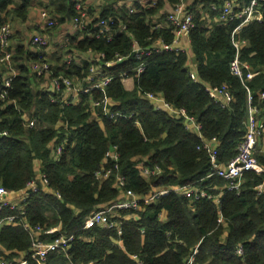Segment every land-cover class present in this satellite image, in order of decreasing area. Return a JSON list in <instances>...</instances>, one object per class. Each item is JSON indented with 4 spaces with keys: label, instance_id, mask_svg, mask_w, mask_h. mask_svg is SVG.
<instances>
[{
    "label": "trees",
    "instance_id": "1",
    "mask_svg": "<svg viewBox=\"0 0 264 264\" xmlns=\"http://www.w3.org/2000/svg\"><path fill=\"white\" fill-rule=\"evenodd\" d=\"M35 1L0 0L1 22L27 23ZM119 1L104 0L100 16H113L119 21L116 27L126 24L127 31L117 33L112 40L88 36L79 40L70 35L67 46L54 55L61 62L67 53L84 55L92 51L94 57L105 54L94 62L83 59V65L63 63L54 67L52 77L62 74L83 81L91 74L92 65L113 76L106 89L82 93L75 104L52 100L51 92L42 89L43 81L33 75L29 66L38 59L37 53L24 45L15 48L13 64L18 74L0 106V187L9 191L26 188L36 180L35 161H41L50 192H30L23 203L24 220L41 226L43 231L58 228L44 234L45 241L62 234L75 236L67 253L51 252L44 264H137L134 255L141 264H189L196 249L192 264H264V186L263 190L259 188L264 185V172H245L236 181L240 182L239 190L229 189V181L219 176L207 179L213 171V146L220 166L238 155L251 106L261 110V140L255 156L264 168V98L260 96L264 93V19L235 34L239 41H247L240 50L241 61L257 73L246 83L230 67L237 53L232 36L239 21L209 26L202 18V10L220 0L191 3L196 18L190 31V48L197 81L190 76L188 53L171 50L144 57L145 70L136 77L134 41L141 47L159 40L172 43L173 28H154L152 18L162 14L157 21L166 23L163 10L179 0H158L156 5L145 7L137 2L134 13H129L126 6L118 7ZM201 1L204 7L197 10ZM76 2L49 0L42 6L51 15L59 16L57 26L50 32L69 22L67 13L75 14ZM208 11V15L215 16L214 11ZM98 20L97 16L93 19V27ZM119 57L124 58L122 63L106 67L107 62ZM124 75L134 79L131 87L125 85ZM207 85H226L234 97L232 103L223 107ZM148 93L163 97L175 108H184L201 124V132L189 131L181 119L155 110L146 98ZM95 102L100 106L94 107ZM104 106L114 118L105 114ZM95 112L101 119L94 117ZM26 113L37 118L34 127L25 125ZM54 141L63 145L59 159L49 147ZM111 147L118 156L116 162L105 159ZM145 166H159L160 172L146 177ZM103 169L111 170V176L99 174ZM119 174L125 177V186L116 181ZM197 181H202L199 186L205 189L213 188L211 194L215 198L220 195V201L202 198L192 202L170 192L156 203H141L137 210L112 209L107 214L108 225L84 227L89 215L109 209L129 190L145 195L155 188L170 189ZM19 212V208L4 207L0 221ZM238 247L243 248L242 255L237 254ZM30 250L31 238L22 227L6 224L0 229V263L14 260L22 252L27 264H40Z\"/></svg>",
    "mask_w": 264,
    "mask_h": 264
},
{
    "label": "built area",
    "instance_id": "2",
    "mask_svg": "<svg viewBox=\"0 0 264 264\" xmlns=\"http://www.w3.org/2000/svg\"><path fill=\"white\" fill-rule=\"evenodd\" d=\"M137 2H140L141 5L145 7L151 4L156 5L158 0H120L117 6H126L129 10V13H134L136 11L135 4ZM240 2L241 0H220V3L211 2L207 9L214 11L216 14L214 17H211L209 15L206 16V22L209 26H212L215 22L226 24L232 21H239V25L233 31L232 36V41L235 45L237 53L235 58L231 62L230 67L232 72L238 75L242 79L243 83H246L257 73L252 72L251 66L249 64L241 61L240 50L247 44V41H239L235 37V34H237L244 26L252 22H262V20L264 19V0H251L250 3L244 5H242ZM191 3L192 0H179L178 3L172 6L170 4H167L165 9L163 10V14L166 18V23H159L157 21V18L160 19L162 14H159V16L152 18L154 28L165 26H171L173 28L174 38L172 43L166 44L164 40H159L151 46L141 47L137 41H134L132 54L133 57L138 60V65L135 68L136 77H139L145 70L146 61L144 57L150 56L155 52L171 50L177 52L186 51L188 53L190 76L193 80L197 81V76L195 73L196 65L193 61V58H191L189 55V48L191 43L190 31L195 26L196 18V13L190 8ZM203 7L204 3L201 1L198 4L197 10H202ZM74 10L75 14L72 17V30L70 31V33L76 35L79 40L84 39L86 36L96 38L103 37L107 40H112L117 33L119 34L120 32L127 31L126 24H121L119 28L116 27L119 21L113 16H97L99 20L93 27V18L91 17L89 7L87 6L85 0H77L74 6ZM2 18L3 14L0 12V67L3 69V71L1 70L2 79L0 82V106L2 105L3 101L8 98L9 88L12 86V82L15 76L18 74L17 68H15L13 65V51L10 49V40L13 35V28L10 23H2ZM202 18H204V16H202ZM33 19L36 27H38L41 32L33 31L31 33L30 42L32 46L35 47V53H37L38 59L31 61L29 66L33 75L41 80L42 77H52V68L50 63L46 60L45 53H49V49L52 47L50 38L48 37V32H50L55 26H57L59 16L55 17L51 15L46 9L39 8L37 16ZM103 57H105L104 53L96 54V56L94 57L93 52L90 51L88 52V54L85 53L84 55L67 53L64 56V59L69 64L73 62L79 65H83V59L94 62L100 60ZM123 61L124 58L119 57L117 60L109 61L105 65L107 68H109L114 63H122ZM245 70L248 71V74H246ZM90 71L91 74L87 77L86 80L83 81H75L74 79L67 76L52 77L49 83L46 82L43 85V88L46 91L51 92L52 100L59 99L60 102L62 101V104H75L71 99H68V95L70 93L74 92L81 95L82 93L91 94L93 91L99 89L104 90L113 79V76L108 74L105 69L102 70L100 68H96L94 65L91 66ZM128 80H132V83L134 82L133 78H129L124 75L123 81L125 85ZM129 87H131V85ZM207 90L223 107L230 105L234 99L232 93L229 91L226 85L222 87L207 85ZM260 96L261 99L264 98V93H262ZM146 98L149 100V102H151L155 110L164 111L171 117L181 119L185 127L189 131H194L197 133L201 132V124L196 120L195 117L189 115L184 108H175L163 97L152 93H148L146 95ZM249 101L250 103L253 102V96L251 94L249 95ZM96 106H100V103L95 102L94 107ZM103 110L105 114L110 118H114V114L111 113V110L106 106L103 107ZM94 114V117H96L97 119H101L99 114H96V112ZM260 114L261 110L259 107L251 106L249 115L247 117L246 135L241 145L239 146V153L227 165L220 166L217 163L216 146H213L211 148L210 156L213 171L209 174L207 179L219 176L229 181V183L227 184V187L229 189L239 190L240 182L236 181L241 179L245 172L251 170L258 173L264 172V168L258 163L255 156L257 144L261 140L262 121L259 118ZM36 122V117L27 118L25 120V125L27 127H34L36 125ZM61 124L63 125V123ZM214 140L216 139H213L212 141ZM210 142L207 143L206 147H209L208 144ZM62 153V144L55 145L52 148V154L55 156V158L59 159ZM111 158L114 159L115 162L118 160L117 154L114 153V147H111L110 150L106 153L105 159L111 160ZM159 172V166L144 167V173L146 177L152 174H158ZM99 174H101L102 176L110 177L112 172L111 170L103 169ZM40 179L43 184L48 187L49 181L46 175L42 174ZM116 181L119 183V185L125 186V177L123 175L119 174V176L116 178ZM201 183L202 181H197L185 186H174L170 189L155 188L145 195H138L129 190L124 193V197L121 200L116 202L109 209L95 211L91 215H89V217L85 221L84 227L86 229H89L96 225H108L109 219L107 214L112 209L117 208L124 210H137L140 208L141 203H156L160 197L165 196L170 192L183 195L191 199L192 202L197 199L205 198L214 199V202L218 203L220 201V195H216V198L213 197L210 192L213 188L208 187L207 189H205L199 186V184ZM263 186L264 185H261L259 188L263 190ZM26 188L27 191L24 196V200L28 198L30 192L44 191L41 186H39L37 180L31 181ZM7 195H9V191L4 187H0V210L4 207H10L12 209L19 208L20 212L15 215H11L4 220H1L0 228L6 224H14L22 227L31 238V250L29 253H31L32 258L40 264H44L47 255L51 252L67 253L68 249L71 247L72 241L75 238L74 235L62 234L50 241L43 240L42 238L44 234H52L56 232V228L43 231L41 226H33L28 221H25V208L23 206L18 207L16 204L8 202L5 198ZM58 197L60 198L61 196L58 195ZM221 221L222 218L219 220V222ZM197 251L198 250L196 249L190 256L188 260L189 264L193 263ZM243 253V248L238 247L237 254L242 255ZM20 255V258L17 260L18 264H27V259L25 258L24 253L21 252ZM133 259L137 261V264H141L136 255L133 256ZM0 264L12 263L9 260H5Z\"/></svg>",
    "mask_w": 264,
    "mask_h": 264
},
{
    "label": "crops",
    "instance_id": "3",
    "mask_svg": "<svg viewBox=\"0 0 264 264\" xmlns=\"http://www.w3.org/2000/svg\"><path fill=\"white\" fill-rule=\"evenodd\" d=\"M96 1L97 0H85V2L87 3V6L90 7L89 10H90L91 17L92 18L94 17L93 19H95L96 16H100V14L104 11L103 7L105 6L104 0H99L98 3ZM47 4H49V0H37V1H35L33 4V8L30 11V16H29L28 22L25 24H22V23L19 24L18 23V26L21 25V27H17V24L15 23L14 20L12 21V23L10 22V24L12 25V28H13V35H12V38L10 40V49L13 51V57H14L15 48L18 45H24L27 48L31 47L35 51V47L32 46V44L30 42L31 34L28 32L29 31L28 27H34V30H33L34 32H36V31L41 32V30L38 27H36L33 18H35L37 16L39 8L42 6H46ZM67 16H68L69 22L61 25L60 30L55 31V33L59 37H62L66 40L68 39V41H67V44H68L69 43V36L74 35V34L70 33V31L72 30L71 21H72L73 16H70L69 12L67 13ZM51 33L52 32H48V34H49L48 37L50 38V41H51V37H53V33L52 34ZM57 36H55V37H57ZM67 44H66V46H67ZM52 55H53L52 52L51 53H47V52L45 53V57L48 60H51V57L53 58ZM189 55L191 58L194 57V55L191 51V48H189ZM53 65H54V63H53ZM53 65L51 66L52 69H54ZM0 71H1V69H0ZM52 74H53V70H52ZM58 76H64V75L59 74ZM70 78L74 79L75 81H78L77 80L78 77H70ZM1 79H2V77H1ZM1 79H0V82H1ZM131 86H132V84H131ZM68 97H69L68 99H71L73 101V103H77L80 101V94H76V93L72 92L68 95ZM26 115H28V118H32L29 113H26ZM33 117H35V116H33ZM55 145H56L55 141L49 145V147L51 148V151ZM35 169L37 170L36 180L38 181L39 186H41V188L45 192H50L49 188L46 187L45 184H43V182L40 179V177L43 174L40 160L35 161ZM26 191H27V188H24V189H21L18 191H12V193L7 195L5 198L8 202L16 204L18 207H20V206H23V203L26 201V200H24V196L26 194Z\"/></svg>",
    "mask_w": 264,
    "mask_h": 264
},
{
    "label": "rangeland",
    "instance_id": "4",
    "mask_svg": "<svg viewBox=\"0 0 264 264\" xmlns=\"http://www.w3.org/2000/svg\"><path fill=\"white\" fill-rule=\"evenodd\" d=\"M97 3L99 2V0H97L96 1ZM35 7V6H34ZM40 8H43V7H40ZM44 9V8H43ZM203 11V13L205 14L204 15V19L206 20V16H208V10L207 9H203L202 10ZM210 16V15H209ZM207 21V20H206ZM15 23L17 24V27H21V25L20 26H18V23L20 24L21 22H19V21H15ZM22 24H24V23H22ZM60 28V27H59ZM28 29H29V33L31 34L32 32H33V30H34V27H28ZM53 33V37H51V44H52V47L49 49V53H53V58L51 57V60H48V59H46L49 63H50V65L52 66L53 65V63H54V65H53V67H58V66H62L63 65V63H65V64H67V65H71L73 62H71L70 64L69 63H67L66 61H65V59L64 58H62L61 59V62H57L56 61V57L54 56L56 53H58L59 51H60V49H64L65 48V46H66V44H67V40L66 39H64V38H62V37H59V36H57L56 35V33H55V31H53L52 32ZM51 33V34H52ZM55 36H57V37H55ZM55 37V38H54ZM53 71H54V69H52ZM51 78L52 77H42L41 78V81H43V83H41L42 84V87H43V85L47 82V83H49L50 82V80H51ZM132 84V80H128L127 82H126V85L129 87L130 85ZM43 90H45L44 88H42ZM44 174V173H43ZM9 191V190H8ZM10 193H12V191H9V194ZM58 195H60V194H57V196ZM127 217H129V216H126V218ZM3 227V226H2ZM1 227V228H2ZM0 228V229H1ZM58 230V228H56V231ZM21 253V252H20ZM20 253H19V257H17V258H15L14 260H11L10 262L12 263V262H16V263H18V259L20 258Z\"/></svg>",
    "mask_w": 264,
    "mask_h": 264
},
{
    "label": "water",
    "instance_id": "5",
    "mask_svg": "<svg viewBox=\"0 0 264 264\" xmlns=\"http://www.w3.org/2000/svg\"><path fill=\"white\" fill-rule=\"evenodd\" d=\"M2 75H1V71H0V79H1Z\"/></svg>",
    "mask_w": 264,
    "mask_h": 264
}]
</instances>
